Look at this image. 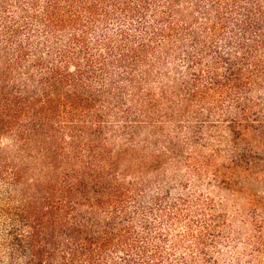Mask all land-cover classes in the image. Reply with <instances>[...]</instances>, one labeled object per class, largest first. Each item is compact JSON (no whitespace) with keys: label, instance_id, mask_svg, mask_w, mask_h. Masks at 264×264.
I'll list each match as a JSON object with an SVG mask.
<instances>
[{"label":"trees","instance_id":"obj_1","mask_svg":"<svg viewBox=\"0 0 264 264\" xmlns=\"http://www.w3.org/2000/svg\"><path fill=\"white\" fill-rule=\"evenodd\" d=\"M0 264H264V0H0Z\"/></svg>","mask_w":264,"mask_h":264},{"label":"rangeland","instance_id":"obj_2","mask_svg":"<svg viewBox=\"0 0 264 264\" xmlns=\"http://www.w3.org/2000/svg\"><path fill=\"white\" fill-rule=\"evenodd\" d=\"M1 147V154L4 159L17 164L21 163L26 167V176L29 180L37 177V166H40L38 160H41V158L35 150L33 151L30 148L23 150L21 149V143L11 138H4Z\"/></svg>","mask_w":264,"mask_h":264}]
</instances>
